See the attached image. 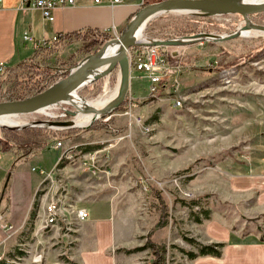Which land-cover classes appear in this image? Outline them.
Listing matches in <instances>:
<instances>
[{
    "label": "rangeland",
    "instance_id": "obj_1",
    "mask_svg": "<svg viewBox=\"0 0 264 264\" xmlns=\"http://www.w3.org/2000/svg\"><path fill=\"white\" fill-rule=\"evenodd\" d=\"M159 1L163 0H144L143 5ZM30 15L34 20L43 19L40 11ZM249 20L264 26V13ZM150 24L148 32L142 33L145 41L199 34L226 37L237 30L246 37L166 48L159 72L162 82L156 92L146 75L133 71L126 106L109 112L88 129L63 131L50 139V146L61 141L67 151L75 147L73 154L62 157L63 149H51L34 160L12 162L10 168L15 166L23 181L42 179V192L36 196L40 204L48 187L33 167L45 173L55 169L54 178L71 202L79 204L91 195L113 196L126 241V248L118 255L127 259L126 264H240L233 262L235 253L245 252L244 246L264 242V177L259 176L264 161V35L244 32L251 29L244 30L245 19L234 14H164ZM188 29L196 32L191 34ZM123 31L112 34L118 37ZM81 47V42L62 45L53 54L45 51L40 61L62 70L72 68L87 57L79 52ZM17 71L7 74L15 76ZM119 72L97 80L88 86V92L78 96L92 102L102 97L105 89L113 93L119 85ZM60 107L76 111L68 104ZM42 113L15 120H46ZM62 113L54 111L56 116ZM91 151H100L101 174L96 177L80 167ZM6 153L7 159L17 161L42 152L18 147L0 132L2 158ZM38 225L36 219L32 229L29 218L20 231H2L7 247L0 253V263L14 264L11 261L16 257L32 262L42 249L45 255L51 251L62 256L65 243L61 233L56 235L51 230L41 235L35 232ZM79 226L74 227L75 233ZM68 237L67 248H73L76 238L73 234ZM196 243L226 246L220 258L192 260L188 253H198Z\"/></svg>",
    "mask_w": 264,
    "mask_h": 264
},
{
    "label": "crops",
    "instance_id": "obj_2",
    "mask_svg": "<svg viewBox=\"0 0 264 264\" xmlns=\"http://www.w3.org/2000/svg\"><path fill=\"white\" fill-rule=\"evenodd\" d=\"M143 1L125 0L123 5L112 9L107 6L108 3L97 6L93 0H76L75 7L57 9L54 13L55 21L50 23L44 19L34 20L30 14L39 11L27 9L22 0H5L3 8L0 9V67L4 65L10 69L29 60L39 41L50 40L57 34L67 35L86 29L109 33L122 31L138 8L143 6ZM25 32L32 33L34 43L25 42ZM30 45L32 50H29ZM51 149H55L54 145L38 155L22 156V159L17 161L7 159V153L3 155V158L1 154L0 216L13 224L17 231L22 230L29 223L42 179L36 177L23 181L21 180L22 174L14 171L15 166L13 168L10 166L12 162L16 164L27 162L30 159L34 160ZM260 167L259 176L264 177V161ZM79 205L89 211L90 218L79 226V232L73 236L76 238L75 246L73 248L63 247L69 258L77 264H126L127 259L118 255L126 248V241L122 233L123 223L117 214L114 197L103 195L96 198L91 195L80 201ZM39 211L40 205L37 208V217ZM6 240L0 228L1 254L2 249L7 247ZM68 240L64 238L63 243L68 245ZM244 247L247 248L246 251L235 253L233 262L264 264V242ZM62 256L50 251L41 263L25 259L27 261H23L22 264H66L62 261Z\"/></svg>",
    "mask_w": 264,
    "mask_h": 264
},
{
    "label": "water",
    "instance_id": "obj_3",
    "mask_svg": "<svg viewBox=\"0 0 264 264\" xmlns=\"http://www.w3.org/2000/svg\"><path fill=\"white\" fill-rule=\"evenodd\" d=\"M264 13V0L257 5H245L235 0H163L145 5L136 12L125 27L122 34L107 41L97 52L88 55L82 59L75 67L69 68L66 77L59 80L47 90L28 97L23 100L7 101L0 103V121L4 118H16L22 115L39 113L40 111L53 108L61 104H68L75 107L72 96L78 93L102 78L108 77L114 71H120L119 84L120 94L118 99L112 103L105 112H93L95 119L86 127H77L73 125L74 119L66 120H43L34 123H27L20 127L7 126L0 123V127L8 130H24L29 128L48 129L52 131H67L77 128L88 129L95 121L100 120L108 115L109 112L123 105L129 95L131 87L132 69L128 52L133 47L139 46H180L179 40L169 41H149L137 42L136 34L142 25L145 26L143 34L148 25L157 17L164 14H177L183 16H217V15H240L245 19L247 28L264 32V26L254 25L250 22L249 17ZM238 30L230 36L220 37L212 34H199L188 40L202 38L203 41H223L228 39L239 38ZM202 42V41H201ZM191 44V43H187ZM186 45V44H185ZM113 53L114 56L109 58ZM109 58V59H108ZM95 64V70L100 72L98 76L90 79V67ZM70 103V104H69ZM76 108V107H75ZM76 111H67L68 117H76ZM84 114H91L89 111ZM101 114V117H99Z\"/></svg>",
    "mask_w": 264,
    "mask_h": 264
},
{
    "label": "built area",
    "instance_id": "obj_4",
    "mask_svg": "<svg viewBox=\"0 0 264 264\" xmlns=\"http://www.w3.org/2000/svg\"><path fill=\"white\" fill-rule=\"evenodd\" d=\"M23 5L27 7V9L38 10L41 12L42 17L44 20L53 23L55 21V15L57 9L66 8V7H75L77 5L76 0H22ZM95 5L103 6L108 3L107 6L114 9L118 6L124 4L125 0H93ZM5 4V0H0V9L3 8ZM145 5V4H144ZM143 5V6H144ZM64 35L57 34L50 40H43L39 41L36 45V50L40 51L46 47H50L53 43H56L61 39ZM24 40L28 43H34L35 39L32 37L30 32H25ZM169 47L163 46H139L133 47L128 52L130 58V64L132 71L140 72L146 75L147 78L150 80L151 90L153 92L157 91L158 85L162 82V77L159 74L161 71V60L165 54V49ZM160 50V51H159ZM167 50V49H166ZM7 68L6 66L2 65L0 67V73H6ZM68 70H58V74L64 75ZM63 78H60L61 80ZM51 87V86H50ZM64 105V104H63ZM60 110L62 115L56 116L54 114L55 110ZM50 108L45 110L44 114L47 119L46 120H66L67 119V109L64 107H60L56 109ZM39 122V121H34ZM33 122V123H34ZM55 150H62V157L66 155L73 154V149L67 151L64 149L63 143L61 141L57 142L54 146ZM68 152V153H67ZM100 151H91L89 152L82 161L80 162V167L86 172L94 174L95 177L98 174H101L99 169V156ZM1 158V154H0ZM61 159V158H60ZM59 159V160H60ZM33 172L39 173L42 177L45 178V186L48 187L47 192L42 196L41 204H40V211L38 213L37 219L39 220L38 230L35 227V232L41 233L43 235L45 232H50L51 230L54 231L56 235H60L62 238H69L68 235L73 234V236L77 232L75 230V226L81 225L83 222L89 220L90 215L89 211L86 208H81L78 203L71 202L68 199V196L63 189L60 188L58 182H56L55 176V169H53L49 173H45L42 169L37 167L33 168ZM44 183L41 184L43 186ZM42 192V189L41 191ZM0 228L1 231L4 233H12L15 230L13 224L7 222L3 216H0ZM34 232V233H35ZM67 244L64 247L67 248ZM63 256H68L66 250L62 254ZM2 256V255H1ZM2 257H0V260ZM45 259V250L42 249L40 252L37 251L34 256L33 260L36 263H41ZM17 260V261H16ZM25 260V259H24ZM23 257H16L15 260L11 261L14 264H20V262L24 261Z\"/></svg>",
    "mask_w": 264,
    "mask_h": 264
},
{
    "label": "trees",
    "instance_id": "obj_5",
    "mask_svg": "<svg viewBox=\"0 0 264 264\" xmlns=\"http://www.w3.org/2000/svg\"><path fill=\"white\" fill-rule=\"evenodd\" d=\"M143 7L144 6L139 7L137 12ZM150 26L151 24L148 25L146 32H148ZM175 29L179 28L175 27ZM180 31L181 33H183V31L185 30L181 28ZM187 31L191 32V34H194L196 32V30L193 29H188ZM113 38L114 36L112 33L95 29H86L84 31H76L64 35L61 39H59V41L53 43L50 47H46L40 50V52H38V50H34V54L29 60L24 61L23 63H20L13 68L7 69L6 73H4V75L0 77V103L5 101L23 100L28 97L34 96L47 90L53 83L58 80V78L66 77V73L63 76L57 73L58 70L61 69L41 63L40 59H42L41 57L44 56L45 51H47L46 54L49 55L53 54L55 49L62 45H72L81 42L82 47L80 48L79 52L84 53L86 56H88L97 52L107 41H110ZM78 62L79 61L74 63L72 66L75 67ZM66 68H64L63 70H68ZM12 70H18L16 75L8 76L9 72ZM88 90V87H86L79 93L83 94L85 92H88ZM128 103L129 100L127 98L122 107L126 106ZM0 132H4L7 139L13 142L18 147H28L32 148L33 150L43 152L50 147V139L55 138L59 134H62L63 131L29 128L18 132L15 130L0 128ZM40 194L41 192H38L37 195L40 196ZM39 198L40 197H38V200L36 199L34 203V211L31 213L30 217V225L32 226V229H34L35 220L37 219V207L39 206ZM205 218L207 220L210 219L209 213H206ZM197 222L200 223V219H198ZM196 246L198 249V253H188L192 260L198 257L208 256L220 258L222 257V249L226 245L218 243L212 246H204L196 243ZM61 259L66 264H77L66 256H62Z\"/></svg>",
    "mask_w": 264,
    "mask_h": 264
},
{
    "label": "bare ground",
    "instance_id": "obj_6",
    "mask_svg": "<svg viewBox=\"0 0 264 264\" xmlns=\"http://www.w3.org/2000/svg\"><path fill=\"white\" fill-rule=\"evenodd\" d=\"M235 1L240 3V4H245V5H257V4H260L262 2V0H235ZM144 28H145V26L142 25L141 28L139 29V31L137 32L136 37H135V40L137 42H148V41H145L142 37V33L144 31ZM243 29L244 30L251 29L249 31H244V32H250V34L252 36L264 35V32L255 30L254 28L245 29L243 27ZM239 34H240V36L246 37L244 35H241V31H239ZM201 40H202V38H196L193 40L182 39V40H179V42H180V44H187V43L198 42ZM113 56H114V54L111 53L109 55V58H111ZM105 69L106 68H103L102 70H100V72H98L97 70H95V64L91 65V67H90V79L94 78L95 76H98L101 73V71H104ZM108 89H105L106 90L105 94L102 95V97H100L97 100H94L92 102L85 101V100L81 99L76 94L74 96H72V99L74 100V103H75V107L79 109L78 112L76 113V117L74 118V122H73L74 126H77V127L88 126L95 119L94 115H92L93 112H98V113L105 112L108 109V107L118 99L119 94H120V84L118 85L117 89L113 93L109 92ZM87 111H89L91 114H89V115L84 114V112H87ZM41 112H45V110L40 111L39 113H41ZM99 117H101V114ZM16 120H15V118H4L0 121V123L3 125L13 126V127H20L24 124H27V123H22V122H19Z\"/></svg>",
    "mask_w": 264,
    "mask_h": 264
}]
</instances>
